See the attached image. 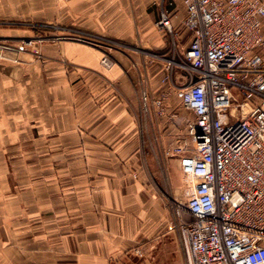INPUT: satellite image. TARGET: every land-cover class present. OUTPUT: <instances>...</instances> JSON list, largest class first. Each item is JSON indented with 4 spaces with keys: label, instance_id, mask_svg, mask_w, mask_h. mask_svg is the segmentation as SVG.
<instances>
[{
    "label": "crops",
    "instance_id": "0c3cea01",
    "mask_svg": "<svg viewBox=\"0 0 264 264\" xmlns=\"http://www.w3.org/2000/svg\"><path fill=\"white\" fill-rule=\"evenodd\" d=\"M163 9L174 35L157 26ZM185 17L180 0H0V22L112 39L114 63L105 70L100 49L82 41L44 46L41 61L0 63V264L185 257L157 192L164 166L172 180L180 170L163 142L176 103L162 118L141 109L144 91L164 90L161 57L180 58L192 41ZM24 32L0 27V38ZM173 81L187 76L176 69Z\"/></svg>",
    "mask_w": 264,
    "mask_h": 264
},
{
    "label": "built area",
    "instance_id": "2783aa9c",
    "mask_svg": "<svg viewBox=\"0 0 264 264\" xmlns=\"http://www.w3.org/2000/svg\"><path fill=\"white\" fill-rule=\"evenodd\" d=\"M180 1L192 41L180 62L167 59L162 81L171 89L142 100L146 113L163 116L174 92L192 115L191 145L167 152L189 185L190 219L179 224L186 264H264V0ZM157 26L174 35L165 9ZM177 67L187 71L182 86Z\"/></svg>",
    "mask_w": 264,
    "mask_h": 264
},
{
    "label": "rangeland",
    "instance_id": "374dc122",
    "mask_svg": "<svg viewBox=\"0 0 264 264\" xmlns=\"http://www.w3.org/2000/svg\"><path fill=\"white\" fill-rule=\"evenodd\" d=\"M21 27L24 28L25 32L22 35H16L14 37H11L9 39H1L0 38V63L8 62V63H14V64H20L22 62H28V61H41L43 60V51L44 46L48 45H58L61 42H77L82 41L89 47H94L97 49H100L101 53V59L100 63L102 67L105 70H109L112 66L108 67L104 64V60L108 59L110 65H113V59L111 58V51L113 49L112 39H98V38H92V37H83L79 38L77 36L73 35H65L63 32L61 33L60 27L54 24L48 25L40 22H8L5 23L4 21L0 22V27L2 28H14V27ZM171 35V34H170ZM3 40H10L4 42ZM32 55V56H30ZM135 55V57L138 58V55ZM156 56H162V55H156ZM175 59L177 61H181L182 55L180 58H178V55H163V59ZM177 70H181L186 74L187 71L184 69L176 68ZM163 91L160 95H157L155 97L151 96L152 98H159L164 93L169 91L171 89V86L169 83L164 82ZM182 86V85H178ZM141 94V109L144 112V114H150L146 113L144 103L142 100ZM174 100L176 103V106H174V111H172L171 122H172V130L170 128L165 127L164 133H163V142H164V157L166 161L167 159H176L175 156H169L167 152L169 149L174 146L173 143H182L184 145H191V139L187 135L185 130V123L187 120L192 118V115L184 110L180 104V101L175 96L174 92H172L171 97L166 105L165 109V115L158 117L162 118L167 116L168 110H170L171 106L175 105ZM172 109V108H171ZM152 113V112H151ZM171 124V123H169ZM170 161V160H169ZM164 172L163 175V184H159L158 193L162 197L164 204H165V210L168 213V217L170 220V223L167 225L165 231L176 232L180 234V221L182 219L188 220L190 219L188 213L186 212V202L188 200L189 196V185L186 182L185 176L182 173L181 169L179 170L177 177L175 175V180H172V176L170 171L167 169L168 167H163ZM173 216V217H172ZM174 218V219H172ZM181 236V235H180ZM166 237V236H165ZM164 237V238H165ZM184 255V247L182 248ZM138 255V254H137ZM174 255V252L170 255H168V261L170 264H186V259L183 257L182 261L179 259H176ZM138 259L140 261L139 264H156V261H151V257H147V255L140 254L138 255ZM167 261V262H168Z\"/></svg>",
    "mask_w": 264,
    "mask_h": 264
}]
</instances>
